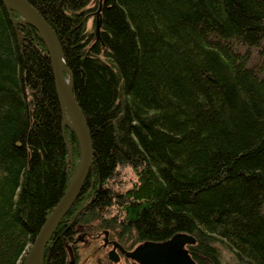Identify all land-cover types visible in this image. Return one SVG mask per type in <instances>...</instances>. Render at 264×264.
<instances>
[{
  "label": "trees",
  "instance_id": "1",
  "mask_svg": "<svg viewBox=\"0 0 264 264\" xmlns=\"http://www.w3.org/2000/svg\"><path fill=\"white\" fill-rule=\"evenodd\" d=\"M25 1L61 44L94 152L43 264L77 256L76 226L130 250L187 233L196 264L220 249L264 264V0ZM19 18L0 0V264L22 263L80 159L45 42Z\"/></svg>",
  "mask_w": 264,
  "mask_h": 264
},
{
  "label": "water",
  "instance_id": "2",
  "mask_svg": "<svg viewBox=\"0 0 264 264\" xmlns=\"http://www.w3.org/2000/svg\"><path fill=\"white\" fill-rule=\"evenodd\" d=\"M1 1L6 8H11L16 11L21 16L23 22L33 26L43 38L53 71L55 90L62 115V126L71 128L74 131L80 150L79 162L76 165L75 172L64 195L45 220L39 234L27 250L21 263L43 264L44 251L50 238L57 229L60 221L81 194L90 172L94 152L86 120L73 95L72 76L66 67L63 50L56 34L39 12L25 0ZM99 29L100 20L98 12L96 22L97 38H99ZM67 82L69 83L68 85ZM67 112L72 118L73 125L65 121ZM77 242L78 240L74 243ZM109 244L112 245V249L108 252L107 256L108 260L112 263H118L120 261L119 254L116 252V250H119L127 260L135 264H196L186 248L193 246L195 239L184 233L176 234L169 240L160 243L145 242L136 246L131 251H126L117 242H109L108 231H104L103 247L105 248ZM67 251L70 258L69 264H75L73 251L70 246L67 247Z\"/></svg>",
  "mask_w": 264,
  "mask_h": 264
},
{
  "label": "rangeland",
  "instance_id": "3",
  "mask_svg": "<svg viewBox=\"0 0 264 264\" xmlns=\"http://www.w3.org/2000/svg\"><path fill=\"white\" fill-rule=\"evenodd\" d=\"M118 179L121 181L120 189L123 191L132 187L133 183L136 181L133 171L127 167L119 169ZM75 257L80 264H132L125 258H121L118 263L110 262L108 260L107 252L104 249H101L98 240H90L87 245L78 243L77 256L75 253ZM220 262L221 264H236L231 256L222 249H220ZM67 264H69V261Z\"/></svg>",
  "mask_w": 264,
  "mask_h": 264
},
{
  "label": "flooded vegetation",
  "instance_id": "4",
  "mask_svg": "<svg viewBox=\"0 0 264 264\" xmlns=\"http://www.w3.org/2000/svg\"><path fill=\"white\" fill-rule=\"evenodd\" d=\"M76 230V235H75V241L78 240L77 243H73L74 245H77L78 243L81 244H88L90 240H98V242L100 243L101 249H104L107 254L108 252L112 249V245L109 244L107 245L105 248L103 247V234H98V235H93L88 228L83 227V226H76L75 228ZM74 241V242H75ZM108 241L109 242H117L118 244L121 245V247L126 250V251H131L130 249H126L122 246V244L116 239V238H112L108 232ZM187 248V247H186ZM188 249V248H187ZM116 252L119 254L120 260L121 258H125L124 255H122L119 250H116ZM73 258L75 260V264H80L78 260H76L75 254L73 253ZM126 259V258H125ZM130 261V260H129ZM131 263H133L132 261H130ZM135 264V263H134Z\"/></svg>",
  "mask_w": 264,
  "mask_h": 264
},
{
  "label": "bare ground",
  "instance_id": "5",
  "mask_svg": "<svg viewBox=\"0 0 264 264\" xmlns=\"http://www.w3.org/2000/svg\"><path fill=\"white\" fill-rule=\"evenodd\" d=\"M11 9V8H10ZM12 10V9H11ZM12 19V18H11ZM19 19H21V18H19ZM41 36V35H40ZM42 38V37H41ZM48 52V51H47ZM64 54V53H63ZM71 74V73H70ZM69 83L67 82V85H68ZM65 121L68 123V124H70V125H73V122H72V118H71V116H70V114L67 112L66 113V116H65ZM70 148V147H69ZM71 151V150H70ZM187 234V233H186ZM192 236V235H191ZM164 241V240H163ZM196 241V240H195ZM191 249V248H190ZM213 253V252H212ZM212 255H214V254H212ZM202 256V255H201ZM203 257H204V255H203ZM210 257H212V256H210ZM201 259V258H200ZM208 260V259H207ZM211 260V259H210ZM205 261V260H204ZM202 263V262H201ZM217 263V262H216Z\"/></svg>",
  "mask_w": 264,
  "mask_h": 264
}]
</instances>
